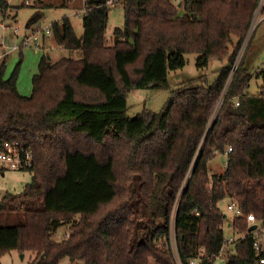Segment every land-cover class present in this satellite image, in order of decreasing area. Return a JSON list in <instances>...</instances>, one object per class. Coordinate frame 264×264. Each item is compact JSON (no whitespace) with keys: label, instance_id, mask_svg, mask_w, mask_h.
Returning a JSON list of instances; mask_svg holds the SVG:
<instances>
[{"label":"trees","instance_id":"16d2710c","mask_svg":"<svg viewBox=\"0 0 264 264\" xmlns=\"http://www.w3.org/2000/svg\"><path fill=\"white\" fill-rule=\"evenodd\" d=\"M106 1H91L103 7L82 17L80 38L66 17L52 25L56 45L82 57L52 63L43 56L30 96L18 92L16 74L4 79V60L0 64V150L18 142L34 154L32 183L1 200L0 216L6 206L22 212L24 222L0 225V258L17 251L29 252L30 264L63 258L71 264H176L174 217L180 262L189 264L203 248L200 264H207L223 244L218 203L235 200L243 215L264 218V68L255 75L257 94L247 90L252 76L245 66L238 65L226 87L233 51L212 84L202 76L182 83L158 114L128 117L126 94L169 88V72L185 66L186 54H198V70L224 59L233 39L237 46L245 39L257 0H183L182 10L170 0H115L123 5V25L110 43ZM7 7L0 0L1 14ZM113 146L123 161L112 155ZM229 147L223 173L210 175L208 162ZM117 161L129 175L122 198ZM233 223L245 231L243 219ZM66 225L70 235L54 241ZM253 258L248 239L235 245L226 264H252Z\"/></svg>","mask_w":264,"mask_h":264},{"label":"rangeland","instance_id":"374dc122","mask_svg":"<svg viewBox=\"0 0 264 264\" xmlns=\"http://www.w3.org/2000/svg\"><path fill=\"white\" fill-rule=\"evenodd\" d=\"M8 4L7 9L3 11L4 15L0 17V53L2 58L0 64L4 60V79H9L12 75L16 74V86L18 92L23 96H30L32 94V78L38 72V64L43 56H46L50 62H55L63 57H68L73 60L81 59V53L77 51H68L56 45L53 40L52 34L49 38H46L40 49L35 48L33 44L23 47L21 49V43L23 37L29 34L28 24L34 18L36 14H39V18L36 19L38 25L42 28L50 26L56 22H59L62 18L69 19L73 30L77 37L83 35L82 29V17L76 15V12L80 8L81 0H28L29 5H24L25 0H2ZM171 1V0H170ZM41 2L40 4H38ZM42 6V7H38ZM122 2L115 1L114 6L110 7L108 13V23L106 29V39L110 43L112 32L116 27H122L123 25V10ZM181 9V8H180ZM179 9V10H180ZM182 10V9H181ZM182 12V11H181ZM3 18V26L1 27V21ZM264 26V22L259 27ZM259 27L255 28L256 33L253 31L251 37L247 40L245 46L238 44L237 40L233 39V43L229 46L227 56L224 59H211L208 67L204 70H198L196 67V60L198 54L189 53L185 55L186 64L182 69L176 71H170L168 75L169 88L167 89H136L126 94L127 102V116L134 117L136 115L145 114L147 112L158 114L160 113L168 100L171 98V91L180 90L182 83L202 76V80H205L207 85L212 84L221 69L227 65L228 56L233 51L235 53L233 66H245L251 70L252 77L250 81V87L247 89L249 94H257V87L261 86V80L255 79L254 71L260 66L264 67V30L260 31ZM7 28V29H6ZM19 30L15 36L13 29ZM255 33V35H254ZM244 41V40H243ZM14 47H18L17 50H13ZM243 47V48H242ZM242 48V49H241ZM232 66V65H231ZM261 69V68H260ZM222 97L218 100L214 112L210 118L208 128L213 123L220 108ZM85 145L82 147L84 150H89L92 147L87 140H83ZM112 155H116L119 160L123 161V155L120 154V150L112 147ZM117 161L118 167V180L119 197L125 195L121 190V186H126V182L129 179V175L124 172V164H120ZM226 155L215 153L212 160L208 162V169L210 175H220L225 169ZM122 165V167H121ZM33 181V173L29 171H9L6 172L3 177H0V204L2 198L6 194H20L23 193L28 185ZM230 199H226L218 203V208L224 215L227 216V222H230L232 217L225 210ZM3 212V211H2ZM8 211V207L5 206V210L0 216V225H17L24 222L22 212ZM79 216L72 217L71 220H77ZM69 225L62 226L57 229V232L53 236V240L60 242L66 239L70 235ZM171 234V232H170ZM241 235L240 232L235 231L233 228L226 227L224 231V237L227 239H237ZM235 248V246H233ZM24 257H21L23 256ZM33 257L30 258L29 253L25 252L21 254L17 251H10L2 255L0 258V264H30ZM227 261L223 257H219L215 260L214 264H226ZM60 264H71L68 258H63ZM80 264V263H79Z\"/></svg>","mask_w":264,"mask_h":264},{"label":"built area","instance_id":"2783aa9c","mask_svg":"<svg viewBox=\"0 0 264 264\" xmlns=\"http://www.w3.org/2000/svg\"><path fill=\"white\" fill-rule=\"evenodd\" d=\"M92 0H81V7L76 12V15L83 17L87 14L90 9L93 8H102V4H92ZM172 5L177 7L181 6L183 0H171ZM25 5H29L28 1H25ZM115 0H107L105 2V6H114ZM264 0H257V7L253 13V17L250 23V27L246 34L244 41L242 42V46H245L247 40L251 37L255 28L262 22L264 19ZM0 17L1 14H0ZM1 27L4 29L3 26V18H1ZM7 29V28H6ZM29 34L26 37H23L21 45L23 47H27L31 44L35 46V48L39 49L42 47L44 38L46 36H50L52 34V30L50 26L42 28L36 22L32 23L29 26ZM19 30L17 28L13 29V33L16 36ZM243 48V47H242ZM241 48V49H242ZM18 47H14L13 50H17ZM2 54L0 53V59L2 58ZM237 66H233L230 74L228 76V80L226 82V87L229 85L233 74L235 73ZM226 90V89H225ZM223 99V98H222ZM222 103V101H221ZM220 103V104H221ZM238 105V102L234 103V107ZM231 152V147L227 148L225 155ZM217 153V151L215 152ZM226 165V163H225ZM34 166V154L32 149L29 146L23 145L18 142H6L3 144V148L0 150V177L1 175H5L6 172L9 171H29ZM229 213L232 217L230 222H227V216L224 215V222L221 224L220 229L223 234V244L220 247L217 254L211 256L207 259V264H214L215 260H217L220 256L223 257L225 260L227 257L235 253V246L238 242L246 241L248 239L251 240V247L253 250L254 258L252 264H264V218L258 219L255 217L253 213H249L247 215H243L240 206L237 201L230 200L227 205V209L225 210ZM222 212V211H221ZM174 218V217H173ZM172 218L171 222V241L170 247L172 250V254L174 259L176 260V264H182L179 260L177 249H176V238L174 233V221ZM236 218H241L246 223L245 231H241L237 228L233 221ZM233 228L235 231L240 232L241 235L237 239H227L224 237V231L226 227ZM252 226H255L254 229H250ZM204 258V250L203 248H199L197 254L194 258L190 259L189 264H200Z\"/></svg>","mask_w":264,"mask_h":264},{"label":"crops","instance_id":"0c3cea01","mask_svg":"<svg viewBox=\"0 0 264 264\" xmlns=\"http://www.w3.org/2000/svg\"><path fill=\"white\" fill-rule=\"evenodd\" d=\"M25 1H28V0H25ZM25 1H24V5H25ZM39 3H41V2H39ZM8 5V4H7ZM27 6V5H26ZM264 11V10H263ZM4 15V14H3ZM3 18L5 17V16H2ZM264 22V19L262 20V22L258 25V27L262 24ZM257 27V28H258ZM28 28V30H29V26L27 27ZM257 28H256V30H257ZM259 29H260V31H262V30H264V26L262 27H259ZM256 30L254 31L255 33H256ZM255 33H254V35H255ZM46 38H49V36H46L45 38H44V40L46 39ZM40 49V48H39ZM261 68V69H260ZM264 67L263 66H260V67H258L257 69H255V71H254V74L256 75V74H258L262 69H263ZM247 70H248V72H251V70L252 69H250L249 67H247ZM251 74V73H250ZM251 76H252V74H251ZM252 77H254V75L252 76ZM255 79L257 80V81H260V79L259 78H257V77H255ZM260 86H258L257 87V90H258V88H259ZM29 253V252H28ZM24 254V253H23ZM29 256H30V258L31 257H33L30 253H29ZM21 257H24V255L23 256H21Z\"/></svg>","mask_w":264,"mask_h":264},{"label":"water","instance_id":"95a60500","mask_svg":"<svg viewBox=\"0 0 264 264\" xmlns=\"http://www.w3.org/2000/svg\"><path fill=\"white\" fill-rule=\"evenodd\" d=\"M1 176L3 177L4 175H1ZM254 227H255V226H252L250 229H254Z\"/></svg>","mask_w":264,"mask_h":264}]
</instances>
